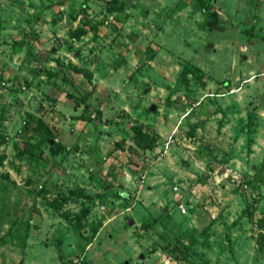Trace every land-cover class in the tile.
Wrapping results in <instances>:
<instances>
[{"label":"rangeland","instance_id":"rangeland-1","mask_svg":"<svg viewBox=\"0 0 264 264\" xmlns=\"http://www.w3.org/2000/svg\"><path fill=\"white\" fill-rule=\"evenodd\" d=\"M10 4L0 264H264V0L35 2L57 35Z\"/></svg>","mask_w":264,"mask_h":264},{"label":"crops","instance_id":"crops-1","mask_svg":"<svg viewBox=\"0 0 264 264\" xmlns=\"http://www.w3.org/2000/svg\"><path fill=\"white\" fill-rule=\"evenodd\" d=\"M35 2L37 3V2H39V0H23V4L25 5V9L27 8V10L28 11H31V13L32 14H35V15H33L32 16V20L33 21H35L34 23H36V25L35 26H37V31L39 32H44V31H46L47 32V30L48 31H50V32H54L56 35L57 34H61V32H62V30H60V28H58L57 27V29L55 28V26H56V24L55 23H47V22H45L44 21V19H39L38 17H37V14L39 13V11H40V3H38L39 5H36L35 4ZM1 6H5V3L3 2V1H1ZM10 9H9V13H11V9H13V11H12V13H14V14H17V13H20V14H23V13H25L26 12V10L23 8V10L21 9V8H18L17 7V4L15 5V6H13V5H11L10 4V6H8ZM45 9H43V11H44ZM4 11V10H3ZM4 13H5V11H4ZM4 18H6V16L4 15V17H3V19ZM41 18H43V17H41ZM3 19L2 18H0V22L1 21H3ZM30 18H28V21H25V22H27V23H29V25H31V20ZM40 21H39V20ZM31 20V21H30ZM58 22H60V21H58ZM40 25V26H39ZM45 33V32H44ZM67 38V37H66ZM39 40L40 39H45V37H43V35H40V37L38 38ZM26 41H27V36H26ZM63 41L64 40H62V43H63ZM68 41H69V39H68ZM72 44H77V41L75 40V39H73V41H72ZM60 46V45H59ZM76 46V45H75ZM55 48H54V56L56 57V55L58 56L59 55V58H63V56L61 55V53H60V51H62V49L59 47H57V46H54ZM51 53H53V52H51ZM68 55V57L69 58H71V59H73V60H77V58L79 57V56H75L74 55V53H72V54H67ZM49 62V66H50V68H52V66H54L55 65V61L54 60H49L48 61ZM51 63L53 64V65H51ZM60 63H62V61H60ZM96 66H98L97 65V63H94V65H93V67H96ZM91 68L92 67H90V69H88V70H90V71H93V70H91ZM115 69V68H114ZM222 96H224V94H222V93H220V92H217L216 94L214 93V94H212L211 95V98L210 97H207V99H205L206 100V103L208 104V105H210L211 107H212V111H211V113L212 114H215V115H213V116H211V117H213V119H211L212 120V122H215L216 123V126L217 127H215V129L210 125L211 123H210V121H206V122H204L205 124H207V125H205L204 127H205V129H207L208 131V138H207V142H209L210 144H212V145H210V147L213 149V150H223L221 147H222V144H223V142H224V135L220 132V130H223V129H225L224 128V126H225V121L223 122L222 120H221V118L223 117V113H226V110H224L221 106H222V104H221V102H222ZM79 107L77 106L76 107V110L78 109ZM252 111H254V109H252ZM214 116H216V117H214ZM177 119H187L188 121H195L192 117H190V116H188L187 117V112H181L180 113V116L177 118ZM258 119H259V117H258ZM179 121V123L181 122L180 120H178ZM104 121H99V120H97V121H94L93 123L94 124H99V123H103ZM185 122V121H184ZM201 122L202 121H200L198 124L200 125L201 124ZM191 124V123H190ZM141 125V124H140ZM188 126H192L193 127V129L195 128L194 126V124H191V125H188ZM142 127V126H141ZM196 129V128H195ZM140 130L142 131V132H145L146 130H144L143 129V127L142 128H140ZM213 160H216V161H214L213 162V165H211V167H216V166H218V164H219V160H218V157H213Z\"/></svg>","mask_w":264,"mask_h":264},{"label":"trees","instance_id":"trees-1","mask_svg":"<svg viewBox=\"0 0 264 264\" xmlns=\"http://www.w3.org/2000/svg\"><path fill=\"white\" fill-rule=\"evenodd\" d=\"M84 33H85V31H84L83 29L78 28V29L73 30V31L71 32L70 36H71L73 39H76V38H78L80 35H82V34H84ZM137 129L139 130L138 132H142V131L140 130L139 127H137ZM142 133H143V132H142ZM140 134H141V133H140Z\"/></svg>","mask_w":264,"mask_h":264},{"label":"built area","instance_id":"built-area-1","mask_svg":"<svg viewBox=\"0 0 264 264\" xmlns=\"http://www.w3.org/2000/svg\"><path fill=\"white\" fill-rule=\"evenodd\" d=\"M185 212H186L185 207L180 205V207H179V213L180 214H184Z\"/></svg>","mask_w":264,"mask_h":264},{"label":"water","instance_id":"water-1","mask_svg":"<svg viewBox=\"0 0 264 264\" xmlns=\"http://www.w3.org/2000/svg\"><path fill=\"white\" fill-rule=\"evenodd\" d=\"M146 153H148V150H146ZM164 211H165V209H164Z\"/></svg>","mask_w":264,"mask_h":264}]
</instances>
